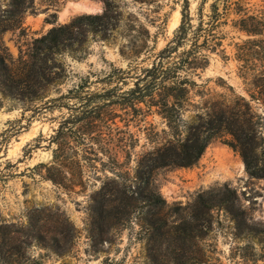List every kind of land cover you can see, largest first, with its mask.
I'll return each instance as SVG.
<instances>
[{"label": "rangeland", "instance_id": "rangeland-1", "mask_svg": "<svg viewBox=\"0 0 264 264\" xmlns=\"http://www.w3.org/2000/svg\"><path fill=\"white\" fill-rule=\"evenodd\" d=\"M112 1L124 17L117 37L103 41L90 35L81 54L61 55L64 75L45 99L112 90L117 82L109 73L132 70L136 76V66L150 67L182 20V0ZM202 1L191 0L195 23ZM214 1L206 0L205 18ZM246 2L250 13L264 14V0ZM105 8V0H0V53L15 60L26 57L34 39L52 27L82 14H102ZM238 18L233 12L220 27L226 34L223 45L211 52L184 113L188 121L199 123L203 115L217 123L224 112L229 132L212 139L194 166L152 170L151 157L166 123L155 108L144 120L132 117L128 130L135 147L128 184L137 207L108 233L101 215L106 209L115 212L107 206L115 198L114 170L108 154L98 150L103 143L97 132L79 157L84 185L66 190L46 177L41 163L49 166L54 160L58 144L52 140L73 112L67 104L53 105L31 117L32 110L24 111L21 102L0 92V264H264V27L260 34H249L238 27ZM138 22L150 30L153 50L146 61L143 54L130 64L121 49L136 47V36L142 34ZM134 83L135 77H128L120 87L126 90ZM113 99V92L91 99L106 105L98 120L106 138L112 109L122 113ZM10 124L22 128L6 140L3 132ZM68 165L63 177L76 169ZM142 190H156L166 202L149 206L141 201Z\"/></svg>", "mask_w": 264, "mask_h": 264}, {"label": "trees", "instance_id": "trees-1", "mask_svg": "<svg viewBox=\"0 0 264 264\" xmlns=\"http://www.w3.org/2000/svg\"><path fill=\"white\" fill-rule=\"evenodd\" d=\"M182 1L181 23L175 30L173 39L155 54L152 65L141 68L136 66V70L139 69L134 72L136 76L132 75V70L121 69L109 73L108 77L117 84L112 90L103 93L60 95L45 99L49 87L59 83L64 75L65 67L60 60L61 55L81 54L83 43L90 35L103 41L117 37L124 17L120 7L112 0H105L106 8L102 14L79 15L71 22L54 26L44 35L35 38L26 57L20 55L15 60L9 54L0 53V92L4 96L21 102L24 111L32 110L31 117L53 105L63 107V104H67L68 109L73 112V118H65L60 122L58 135L52 140L58 144L54 160L49 166L41 163V166L47 168L48 179L69 191H74L78 185L83 186L84 171L79 157L84 156V152L90 149V146L86 145L95 139L93 132H97L103 143L98 150L108 154L114 170V177L110 182L113 184L115 198L107 206L114 207L115 212L106 209L107 214L101 215L106 222V233L116 228L117 224L137 207L138 198L134 196L135 191L128 184L131 148L135 147L134 135L128 130L131 118L140 116L139 120H144L142 118L155 108V113L166 123L167 128L162 129L165 136L151 157L152 170L158 167L194 166L211 140L223 132H229L230 129L229 117L224 112L217 123L203 115L199 116L198 119L202 120L199 123L188 121L184 117L186 107L190 104L191 89L200 85L197 78L201 77L202 71L209 65L211 52L217 51L218 47L223 45L226 34L220 27L228 22V17L233 12L239 15L236 21L238 27L249 34H260L264 27V14L250 13L246 0H215L211 4V12L206 15L207 18L204 15L206 0H203L199 7L197 23L191 14V0ZM135 26H138L142 33L136 36V47H132L131 51L121 49L122 56L128 59L130 64L143 54L147 55L142 59L146 61L153 50L149 44L153 38L150 30L139 22ZM128 77H135V85L123 90L120 86ZM75 92L79 94L81 89L78 88ZM112 92L116 99L111 102L119 106L122 113L112 109L111 131L106 138L103 136L105 131L101 128L102 124H98L103 114L102 106L106 105L91 102V99L105 97ZM73 99L80 101L69 103ZM64 100L66 103H62ZM119 122H124L125 127ZM21 128V125L10 124L3 132L6 140ZM70 150L72 155H68ZM70 157L75 158L69 161ZM68 164H75L76 169L71 171V177H63L69 168ZM248 168L251 169L249 162ZM52 170H57L58 173H51ZM251 174L255 173L252 171ZM147 181L150 185L151 178L148 177ZM139 193L141 201L149 206L160 207L166 202L156 190H150V193L142 190Z\"/></svg>", "mask_w": 264, "mask_h": 264}, {"label": "bare ground", "instance_id": "bare-ground-1", "mask_svg": "<svg viewBox=\"0 0 264 264\" xmlns=\"http://www.w3.org/2000/svg\"><path fill=\"white\" fill-rule=\"evenodd\" d=\"M84 7V6H83ZM93 8V7H92ZM86 9H84V11H85ZM94 11V10H93ZM91 12V11H90ZM241 168V167H240ZM227 176V175H226Z\"/></svg>", "mask_w": 264, "mask_h": 264}]
</instances>
